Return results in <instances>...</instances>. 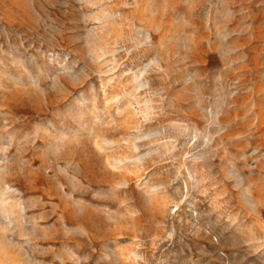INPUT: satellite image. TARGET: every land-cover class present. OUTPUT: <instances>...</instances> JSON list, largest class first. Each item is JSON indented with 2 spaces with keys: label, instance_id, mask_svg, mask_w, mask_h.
<instances>
[{
  "label": "rangeland",
  "instance_id": "374dc122",
  "mask_svg": "<svg viewBox=\"0 0 264 264\" xmlns=\"http://www.w3.org/2000/svg\"><path fill=\"white\" fill-rule=\"evenodd\" d=\"M0 264H264V0H0Z\"/></svg>",
  "mask_w": 264,
  "mask_h": 264
}]
</instances>
